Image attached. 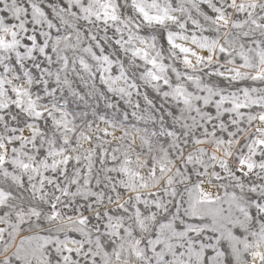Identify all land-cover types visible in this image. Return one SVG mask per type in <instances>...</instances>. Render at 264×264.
I'll return each instance as SVG.
<instances>
[{
  "label": "rangeland",
  "instance_id": "374dc122",
  "mask_svg": "<svg viewBox=\"0 0 264 264\" xmlns=\"http://www.w3.org/2000/svg\"><path fill=\"white\" fill-rule=\"evenodd\" d=\"M0 264H264V0H0Z\"/></svg>",
  "mask_w": 264,
  "mask_h": 264
}]
</instances>
